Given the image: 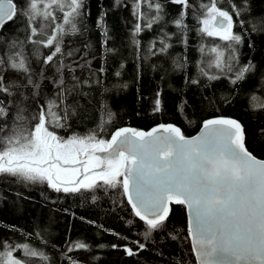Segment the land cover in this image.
<instances>
[{"label": "trees", "instance_id": "1", "mask_svg": "<svg viewBox=\"0 0 264 264\" xmlns=\"http://www.w3.org/2000/svg\"><path fill=\"white\" fill-rule=\"evenodd\" d=\"M14 2L24 7L23 0ZM157 2L165 5L164 19L136 35L140 42L138 47L133 44L132 33L135 24H143V21L132 15V0H123L119 5L114 0H84L85 7L77 25L80 32L64 36L62 53L54 58L56 63L62 58L64 64L74 69L64 74V87L70 91L65 93L67 99L62 108L71 106L76 115L67 122L70 127L54 128L46 124L48 130L63 139L95 131L100 133L99 138L107 140L119 127L147 129L156 123L171 122L182 134L192 135L203 120L230 116L242 124L246 148L264 159V20L261 19L264 18V0H247L244 7L249 11L239 17L232 11V4L241 5L242 0H220L216 5L220 10L229 11L233 16L232 33L243 38L239 45L233 42L238 48L233 72L225 68L223 73L215 65L218 60L221 63L228 60L229 42L219 35L208 36L200 31L202 28L211 31L210 22L202 23L206 19L210 21L212 14L207 9L211 7V0H189L191 6H184L186 29L183 32L174 24L181 7L167 0ZM39 3L40 0H36L35 9L24 8L35 15L30 26H25L21 16L0 32V51L14 48L21 52L32 69L33 79L40 85L33 89L27 85L26 74L3 69L5 83L15 81L19 85L10 91L15 100L23 104L27 112L25 127L32 131L34 124L29 119L32 110L53 99L60 87L40 74L43 68L47 77L54 76L53 67L43 64L54 48L35 41L46 42L56 24H63L62 12H65L53 5L50 12L44 14L38 8ZM138 10L156 14L154 7L149 10L147 2ZM102 11L106 12L103 24L109 36L106 44L103 43L104 29L97 27ZM53 16L55 21L51 19ZM41 22L47 26L46 31L33 36L32 40L26 39L31 35L30 27ZM164 33L168 34L166 43L171 47L160 52ZM213 48L217 51H211ZM70 50L74 55H67ZM249 62L253 68L245 74L246 78L231 83L234 72ZM201 67L219 79L202 76ZM73 76L88 82L77 84ZM193 79L197 80L196 84L191 83ZM33 91L38 95L35 103ZM157 98L161 101L160 110L154 111ZM0 99L7 103L9 97L0 93ZM56 111L63 114L61 109ZM144 231L145 225L134 216L122 188L66 194L49 188L46 182L32 183L0 174V244H3L0 252L11 251L10 257L2 259H20L27 264H195L183 205H170L165 226L150 233L147 239L142 235ZM111 232L143 242L147 250L129 256L122 247H112L113 244L123 246L126 240L118 239ZM78 243L88 247L78 249ZM22 245H28L37 255H25ZM128 247L136 250L133 243ZM69 248L73 250L69 252ZM41 253L47 259H43Z\"/></svg>", "mask_w": 264, "mask_h": 264}, {"label": "snow or ice", "instance_id": "2", "mask_svg": "<svg viewBox=\"0 0 264 264\" xmlns=\"http://www.w3.org/2000/svg\"><path fill=\"white\" fill-rule=\"evenodd\" d=\"M114 2L119 5L123 0ZM145 2L149 10L154 7L155 15L138 10ZM167 2L181 7L174 24L183 32L186 29L184 6H191L189 0ZM219 2L211 0V7L207 9L212 14L211 20L215 22L216 28L211 31L202 28L200 31L206 32L208 36L219 35L222 40L229 42L227 47L231 51L228 60L225 63L218 60L215 67L221 73L225 68L233 72V61L238 53L233 42L239 45L243 38L240 34L232 33L233 16L229 11L217 8ZM52 3L61 8L65 6L60 0H52ZM245 4L247 0H242L241 5L233 3L232 11L239 17L242 12L249 11L244 7ZM23 5L21 7L14 0H0V32L6 24L21 16L24 17L25 26L31 25L35 15L24 8L35 9L36 0H23ZM132 5V15L138 21H143V24H135L132 33L133 44L139 47L136 35L164 19L165 5L157 0H132ZM67 7L70 12H62L63 24H56L53 34L46 37V42L35 41L54 48L43 60L44 65L53 67L54 76L47 77L43 68L40 74L60 87L55 91L53 99L32 110L29 119L34 124V131L25 127L27 112L10 91L19 85L15 81L5 83L6 72L3 69L6 67L26 74L27 85L33 89L40 85L33 79L32 69L21 52L14 48L11 51H0V93L9 97L7 103L0 99V174L32 183L46 182L49 188L66 194L94 193L98 189L107 192L122 188L134 216L146 227L142 233L144 239L165 226L170 203L186 205L189 215L188 235L192 237V250L198 264H264V160H257L245 149L241 142V125L236 120L223 117L205 120L204 135L190 139L185 138L180 129L171 124H160L159 129L164 130L160 135H154L157 129L145 133L119 128L107 140L99 138L100 133L95 131L63 139L55 131L48 130L46 124L54 128L70 127L67 122L76 115L71 106L62 108L67 99L65 93L70 91L64 87V74L74 69L64 64L62 58L58 63L54 62V58L62 53L63 37L80 32L77 25L85 3L84 0H69ZM105 16L106 12L102 11L97 27L104 29L103 43L106 44L109 36L103 24ZM51 19L55 21L56 17ZM202 23L207 25L209 20H203ZM46 27L43 22L31 26V35L26 39L32 40L33 36L43 34ZM167 38L168 34L164 33L160 40V52H166L171 47L166 43ZM211 51L216 52L217 49ZM67 55L72 56L74 52L70 50ZM177 66L182 67L179 64ZM252 68L251 62L240 67L234 72L231 83L244 80L245 74ZM200 74L209 79H219V76H210L202 67ZM73 80L77 84L88 82H81L75 76ZM191 83L196 84L197 80L193 79ZM32 99L34 103L38 100L35 91ZM160 104L157 98L154 111L160 110ZM57 109H61L63 114H58ZM100 131H103V127ZM129 132L132 135H128ZM92 199L95 200L96 196L93 195ZM110 234L126 240L123 246L113 244L112 247H122L129 256L147 250L143 242L131 241L115 232ZM129 243L136 245L135 251L128 247ZM20 247L25 249L27 256L37 255L28 245ZM87 247L84 243L76 245L78 249ZM72 250L69 248L68 251ZM40 255L47 259L43 253ZM10 256L11 251L0 252V264H27L20 259H2Z\"/></svg>", "mask_w": 264, "mask_h": 264}, {"label": "water", "instance_id": "3", "mask_svg": "<svg viewBox=\"0 0 264 264\" xmlns=\"http://www.w3.org/2000/svg\"><path fill=\"white\" fill-rule=\"evenodd\" d=\"M213 25L216 26L214 21H213ZM220 117L228 118V119H234V120H236V121L241 125V132H240L241 142L244 144L245 149H246L248 152H250V151L246 148L245 143H244V140H243V127H242V124H241L236 118H233V117H230V116H213V117H209V118H207V119H205V120L215 119V118H220ZM205 120L202 121L200 127L198 128V130H197L194 134H192V135H184V134H182V132H181V130H180L181 134H182L185 138H189V139L192 138V137H197V136H202V135H204L203 122H204ZM160 124H165V125L171 124V125H173V126L179 128V127H178L176 124H174V123H171V122H165V123H163V122H161V123H156V124L152 125L151 127L147 128V129H142V128H140V129H136V131H138V132H145V133H148V132H152L153 129H157V132L154 133V135H160V134H162V133L164 132L163 129H159V125H160ZM119 128H127V129H132V130H134L132 127H129V126H123V127H119ZM119 128H116V129L113 130L111 133L115 132V131H116L117 129H119ZM179 129H180V128H179ZM128 135H132V133L129 132ZM110 138H111V135H109L108 139H110ZM250 153H251V152H250ZM251 154H252L257 160H264L263 158H259V157L255 156L253 153H251ZM121 179H122V177H121ZM125 198H126V197H125ZM126 201H127V198H126ZM172 204H175V203H170V204H169V207H170V205H172ZM129 206H130V205H129ZM183 206L185 207V214H186V230H187V235H188V231H189V215H188L187 206H186V205H183ZM130 208H131V207H130ZM188 239H189L190 246H191V250H192V249H193V241H192V237H190V236L188 235ZM192 253H193V256H194V259H195V264H198L197 256H196V254L193 252V250H192Z\"/></svg>", "mask_w": 264, "mask_h": 264}, {"label": "rangeland", "instance_id": "4", "mask_svg": "<svg viewBox=\"0 0 264 264\" xmlns=\"http://www.w3.org/2000/svg\"><path fill=\"white\" fill-rule=\"evenodd\" d=\"M68 2H69V0H60V3L65 5L63 7V10L70 12V9L67 7ZM53 5L59 7L57 4H53L52 0H40L38 8L40 9V11H42L44 14H46L47 12H50V8H51L50 6H53ZM59 8H61V7H59ZM209 22H210V29L211 30L215 29L216 26L213 25V21L211 20V18H210Z\"/></svg>", "mask_w": 264, "mask_h": 264}]
</instances>
